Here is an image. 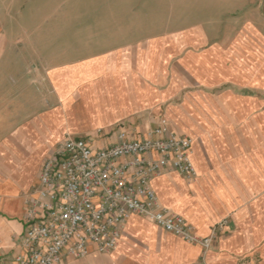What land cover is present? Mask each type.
I'll use <instances>...</instances> for the list:
<instances>
[{
  "label": "crops",
  "instance_id": "0c3cea01",
  "mask_svg": "<svg viewBox=\"0 0 264 264\" xmlns=\"http://www.w3.org/2000/svg\"><path fill=\"white\" fill-rule=\"evenodd\" d=\"M161 118L197 176L152 186L213 244L134 215L112 252L66 264H264V0H0V264L66 135L105 147Z\"/></svg>",
  "mask_w": 264,
  "mask_h": 264
},
{
  "label": "built area",
  "instance_id": "2783aa9c",
  "mask_svg": "<svg viewBox=\"0 0 264 264\" xmlns=\"http://www.w3.org/2000/svg\"><path fill=\"white\" fill-rule=\"evenodd\" d=\"M192 147L193 139L171 130L164 118L144 133L122 129L105 147L90 137L66 135L43 164L28 204L22 251L8 264H66L93 252L110 253L134 215L209 249L215 235L198 236L159 202L152 186L165 172L194 179Z\"/></svg>",
  "mask_w": 264,
  "mask_h": 264
},
{
  "label": "rangeland",
  "instance_id": "374dc122",
  "mask_svg": "<svg viewBox=\"0 0 264 264\" xmlns=\"http://www.w3.org/2000/svg\"><path fill=\"white\" fill-rule=\"evenodd\" d=\"M143 2H144V0H143ZM138 8H141V9H142V8H143V4L139 5ZM56 15L58 16L59 14H56ZM153 32H155V31H153ZM8 128H9V127H8ZM82 259H84V258H82ZM82 259H81V260H82ZM78 260H80V259H78ZM74 261H77V260H74Z\"/></svg>",
  "mask_w": 264,
  "mask_h": 264
}]
</instances>
